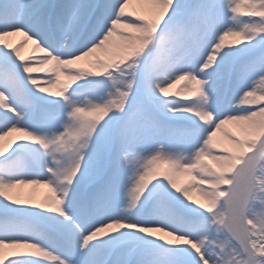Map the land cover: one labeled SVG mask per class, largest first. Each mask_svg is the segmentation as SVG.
<instances>
[{
    "label": "snow or ice",
    "instance_id": "obj_1",
    "mask_svg": "<svg viewBox=\"0 0 264 264\" xmlns=\"http://www.w3.org/2000/svg\"><path fill=\"white\" fill-rule=\"evenodd\" d=\"M0 264H264V0H0Z\"/></svg>",
    "mask_w": 264,
    "mask_h": 264
},
{
    "label": "bare ground",
    "instance_id": "obj_2",
    "mask_svg": "<svg viewBox=\"0 0 264 264\" xmlns=\"http://www.w3.org/2000/svg\"><path fill=\"white\" fill-rule=\"evenodd\" d=\"M140 6L138 5V4H135V3H133L132 5H130V10L131 9H134V8H136V9H138ZM8 39V41L10 42V43H12L13 44V42L14 41H21L22 39H24L23 37H21V36H13V37H9V38H7ZM30 46H33L34 47V50H33V52H36L35 51V45L31 42V41H28V43L27 44H25V46L21 49V55L22 56H24V57H26V58H28L27 56H26V49H27V47H30ZM30 58V57H29ZM81 64H85V62H80ZM51 66L49 65V66H45V68H50ZM61 79L63 80V76L61 77ZM181 83H182V85H181V87H180V89L178 90V91H174L173 90V86L171 87V88H169V93H179V96L181 97V98H183V97H185L187 94H189L191 91H189L188 89H183V90H181L182 89V86L186 83L185 81H181ZM226 128H229V129H232V130H235V125H226L225 126ZM19 134H13V137H9V138H6V140H5V143H7V140H10V139H12V138H14V137H16V136H18ZM216 139L219 141V142H222V143H226V140H225V137H224V135H223V133H218L217 134V137H216ZM190 177V176H189ZM191 180V177L189 178V181ZM188 181V182H189ZM178 182V181H177ZM188 182H185V183H180V182H178L181 186H184L186 183H188ZM33 188H35V195L38 197V198H40V197H43V195L48 191L47 189H45V188H41V187H38V186H33ZM31 189H26V191H30ZM193 192H194V198H193V200H197V201H199V202H204L203 201V198L200 196V194H199V192L196 190V189H193L192 190Z\"/></svg>",
    "mask_w": 264,
    "mask_h": 264
}]
</instances>
